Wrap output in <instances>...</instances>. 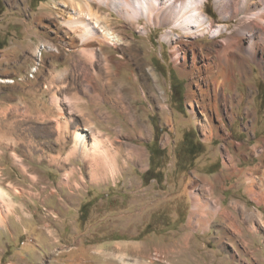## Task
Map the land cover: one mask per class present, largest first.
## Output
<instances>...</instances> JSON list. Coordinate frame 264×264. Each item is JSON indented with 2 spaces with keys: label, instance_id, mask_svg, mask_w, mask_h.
<instances>
[{
  "label": "rangeland",
  "instance_id": "374dc122",
  "mask_svg": "<svg viewBox=\"0 0 264 264\" xmlns=\"http://www.w3.org/2000/svg\"><path fill=\"white\" fill-rule=\"evenodd\" d=\"M75 6L0 0V264H264V64L235 61L219 113L203 111L164 38L173 24L93 1L121 38L84 47L66 23ZM203 8L223 27L196 37L206 47L243 15L223 18L215 0ZM36 79L43 103L32 94L30 115L21 101L5 110L7 86L34 90ZM75 129L115 168L84 154ZM194 193L209 203L201 214Z\"/></svg>",
  "mask_w": 264,
  "mask_h": 264
},
{
  "label": "bare ground",
  "instance_id": "6f19581e",
  "mask_svg": "<svg viewBox=\"0 0 264 264\" xmlns=\"http://www.w3.org/2000/svg\"><path fill=\"white\" fill-rule=\"evenodd\" d=\"M93 1L108 6L120 16L132 17L138 22L143 13L146 15L147 21L155 24L160 25L165 22L173 24V28L165 33L164 38L171 43L174 55L177 58H182V68L190 74L192 80L188 88V95L200 96L198 101L203 111L210 109L219 113L218 94L224 99L227 98L226 84L231 78V73L234 75L235 70L232 65L235 61L242 63L244 60H252L260 66L264 64V0H215V5L223 18H233L239 12H242L243 15L234 30L228 35H224L222 40L215 39L212 47H206L204 43H199L196 40L198 36L204 38L205 34L210 31L215 37L220 38L223 30V27L218 26L214 19L205 13L204 0H69L76 6L71 11L66 23L72 31L79 35L84 47L90 48L92 40H97L101 44H115L121 38L114 33L105 17L106 23L99 22L101 14L92 7ZM139 9L143 12H140ZM110 14L109 12L108 15ZM177 28L182 29L183 32L178 31ZM173 32H178L177 38L173 37ZM240 71L242 70L240 69ZM107 76L109 84H111L109 72H107ZM201 80L204 81V85ZM192 83L198 87L192 88ZM192 112L195 113L193 108ZM210 119L206 118L203 126L211 130L213 124L212 118ZM73 139L84 154L93 155L104 167L108 165L115 168L116 163L113 156L105 154L106 150V152H103L102 149L99 151V142L96 141L90 146L86 134L79 129L74 130ZM140 153L141 151L135 150L134 155L137 154L139 158L141 157ZM246 178L249 182L255 180L249 172ZM2 196L6 197L7 192L0 187V197ZM200 199L198 194H193L192 214L198 212L201 214L202 207L209 206L208 202H201ZM218 208L219 205L216 204L213 206V211L216 212ZM241 212L244 213V211Z\"/></svg>",
  "mask_w": 264,
  "mask_h": 264
},
{
  "label": "crops",
  "instance_id": "0c3cea01",
  "mask_svg": "<svg viewBox=\"0 0 264 264\" xmlns=\"http://www.w3.org/2000/svg\"><path fill=\"white\" fill-rule=\"evenodd\" d=\"M34 52V51H32ZM3 53V51H0V54ZM37 80V81H36ZM35 82H30V85L32 88H34V90L32 89H29V88H25L23 87V84L22 83H16L14 85H8L7 86V91H6V94L5 96H9L10 97V101L9 102H6V106L5 107V110L7 109H12L13 106L18 102V101H21L22 104L24 105H27L29 106L28 102L26 101V99L28 100V98L30 97V95H34V100L35 102H39V103H43V100H38V98L42 99L44 97V94L46 92V88H47V85L46 84H43V82L39 79H36ZM10 90V91H9ZM25 99V102H23V100ZM24 111V110H23ZM25 113L24 114H27V115H30L29 112H30V106L25 108ZM37 113V112H36ZM34 116V115H32ZM36 117V116H35ZM40 117V116H39ZM26 118H29V116H27ZM47 117L44 116V120L46 119ZM52 125V124H51ZM50 124H48V126L45 127V129H51L52 126ZM241 212V211H240ZM233 215V214H232ZM235 217V215H233ZM232 220H236L234 218H232ZM191 225V224H190ZM234 231V230H233ZM236 233V231H234ZM121 245V244H120ZM100 251V250H99ZM110 259V258H109ZM122 259L124 262L123 264H152L151 262L149 261H146V260H142L141 258H133V260H125V257H122L120 258ZM111 264V263H110Z\"/></svg>",
  "mask_w": 264,
  "mask_h": 264
}]
</instances>
